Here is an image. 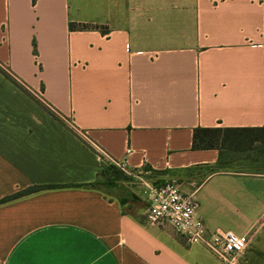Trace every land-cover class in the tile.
Segmentation results:
<instances>
[{"label": "crops", "instance_id": "crops-1", "mask_svg": "<svg viewBox=\"0 0 264 264\" xmlns=\"http://www.w3.org/2000/svg\"><path fill=\"white\" fill-rule=\"evenodd\" d=\"M0 63L67 123L0 71V199L52 186L0 203V264H222L147 221L136 177L88 185L112 160L177 180L248 237L230 264H264V165L192 149L197 127L264 125V0H0Z\"/></svg>", "mask_w": 264, "mask_h": 264}, {"label": "built area", "instance_id": "built-area-1", "mask_svg": "<svg viewBox=\"0 0 264 264\" xmlns=\"http://www.w3.org/2000/svg\"><path fill=\"white\" fill-rule=\"evenodd\" d=\"M119 169L137 178L140 196L145 201V216L150 224L169 225L183 235L188 243H200L218 257L222 264H230L248 243V237L217 227L209 230L196 215L198 201L185 193L175 179L158 182L129 170L124 161L112 160Z\"/></svg>", "mask_w": 264, "mask_h": 264}, {"label": "trees", "instance_id": "trees-1", "mask_svg": "<svg viewBox=\"0 0 264 264\" xmlns=\"http://www.w3.org/2000/svg\"><path fill=\"white\" fill-rule=\"evenodd\" d=\"M75 24H70V28H75ZM80 28L88 27L86 24L79 25ZM34 54H36L35 43ZM0 71L9 79H11L19 88L36 100L44 107L54 118L60 122L67 124L65 117L51 106L45 99H39L33 94L27 84L12 74L9 68L0 63ZM41 92H44V85L41 84ZM70 129L79 135L80 130L70 126ZM192 149H217L219 153L218 164L222 167L235 166L232 162L235 158L247 159L253 161L251 164H238L241 167H253L264 165L261 158L264 156V125L263 126H241V127H197L194 129L192 138ZM263 159V158H262ZM123 172L116 165L111 163L104 169L98 178L89 183L93 187H99L102 184H112L118 179H121ZM52 187L51 185L31 186L17 193L5 196L0 199L5 202L19 196H23L34 191Z\"/></svg>", "mask_w": 264, "mask_h": 264}, {"label": "rangeland", "instance_id": "rangeland-1", "mask_svg": "<svg viewBox=\"0 0 264 264\" xmlns=\"http://www.w3.org/2000/svg\"><path fill=\"white\" fill-rule=\"evenodd\" d=\"M39 63L42 64V67L44 66V64L46 65V63H47L45 58L43 60L42 59L40 60V54H39ZM34 72L37 73L38 75L41 73V71L39 70V65L38 64L35 65ZM36 78H38V76ZM37 93L40 95L41 87H39V89L37 90ZM262 158H261V161H264V156ZM232 162L234 163V165L235 164L238 165V164H251V163H253V161L247 160L246 158L245 159H241V160L239 158H235ZM123 174L124 175L122 176V178L125 177L126 173L123 172ZM100 187L104 191H106L107 193H110V194H115V193L122 194V193L125 192L124 189H123L124 188V184L118 183L116 181L113 182L112 184H102Z\"/></svg>", "mask_w": 264, "mask_h": 264}]
</instances>
